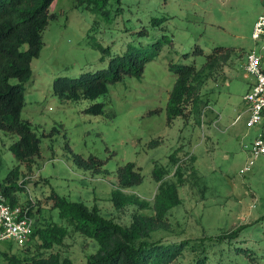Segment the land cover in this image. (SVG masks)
I'll return each instance as SVG.
<instances>
[{
    "label": "rangeland",
    "instance_id": "obj_1",
    "mask_svg": "<svg viewBox=\"0 0 264 264\" xmlns=\"http://www.w3.org/2000/svg\"><path fill=\"white\" fill-rule=\"evenodd\" d=\"M50 11L21 112L41 138V154L29 168L10 148L19 134L0 128V181L20 165L14 178L23 187L16 196L32 204L33 230L58 221L68 226V234L50 248L33 234L24 245L0 239V264H6V251L22 258L59 251L77 264H88L99 242L59 215L51 192L96 204L104 216L129 225L136 213L155 214L156 165L165 167L166 178H182L181 201L167 212L168 224L147 237L186 241L171 264H192L203 253L208 264H264V154L242 170L256 134L247 124L243 98L252 78L245 69L246 54L254 45L252 30L264 0H110L105 12L76 0H54ZM163 36L170 40L146 62L141 76L123 72L96 97L74 99L55 90L56 77L107 67L114 56ZM219 45L220 60L201 89L200 112L169 121L168 100L177 76L170 63L200 67L205 54ZM198 46L204 53L195 51ZM97 102L104 103L103 110L89 111ZM75 153L100 159V170L79 166ZM127 161L136 163L143 180L124 190L148 199L150 207L114 204L118 167ZM178 167L182 175H177ZM233 231L236 235L229 236Z\"/></svg>",
    "mask_w": 264,
    "mask_h": 264
},
{
    "label": "trees",
    "instance_id": "obj_2",
    "mask_svg": "<svg viewBox=\"0 0 264 264\" xmlns=\"http://www.w3.org/2000/svg\"><path fill=\"white\" fill-rule=\"evenodd\" d=\"M54 0H0V128L19 134V138L11 143L10 148L20 162L29 168L36 156L41 154V138L33 130L30 120L21 117L25 103V82L32 77L33 59L40 54L43 47V31L50 21L51 5ZM86 4L94 12H105L110 0H76ZM121 1V0H117ZM166 40L163 36L147 47L137 50L129 48L124 54L114 56L107 67L86 71L79 76H58L54 87L62 96L79 99L96 97L108 89V81L122 78L123 72L137 76L143 74L146 62L158 55ZM222 45L206 53V61L200 67L195 62H171L169 68L176 73V80L168 100V120L178 116H186L200 112L202 101L201 89L205 80L220 60L217 52ZM147 55H140V52ZM204 53L202 47L195 49ZM227 55H224L226 59ZM18 81H12V78ZM104 103L97 102L88 108L89 111L100 113ZM74 160L84 168L101 165V160L90 156L88 159L75 153ZM20 165L12 168L0 181V190L16 203V191L23 187L14 177L19 175ZM166 169L161 165L153 168V175L160 181L155 194V214H134L129 225H123L112 217L104 216L95 204L89 206L81 200H70L53 190L50 194L53 206L59 215L72 223L74 227L99 242V248L91 253L88 264H171L185 248L186 241L163 242L151 241L147 237L153 230L166 226V214L170 208L180 203L178 186L182 178H166ZM177 175H182L178 167ZM143 180V173L134 161H127L118 167L117 186L112 189V200L121 208L126 204L135 203L140 207H150L148 199L137 192H126L124 188L134 187ZM33 211V209H32ZM33 214V213H32ZM233 233V234H232ZM229 236H235L233 231ZM41 239V246L50 248L55 243H62L68 234V226L58 221H50L38 226L32 232ZM222 237V236H221ZM219 237V238H221ZM6 264H77L68 255L59 251L49 255H38L22 258L15 253L4 252ZM208 255H199L192 264H208Z\"/></svg>",
    "mask_w": 264,
    "mask_h": 264
},
{
    "label": "built area",
    "instance_id": "obj_3",
    "mask_svg": "<svg viewBox=\"0 0 264 264\" xmlns=\"http://www.w3.org/2000/svg\"><path fill=\"white\" fill-rule=\"evenodd\" d=\"M252 38L255 42L247 51L245 69L252 75L253 81L243 98L249 113L247 124L256 128V134L248 145L250 156L243 171L249 170L257 157L264 154V11L254 22ZM240 117L241 114L236 120ZM33 228L32 204L29 201L11 203L0 190V239H12L17 244L24 245L31 238Z\"/></svg>",
    "mask_w": 264,
    "mask_h": 264
},
{
    "label": "crops",
    "instance_id": "obj_4",
    "mask_svg": "<svg viewBox=\"0 0 264 264\" xmlns=\"http://www.w3.org/2000/svg\"><path fill=\"white\" fill-rule=\"evenodd\" d=\"M246 56H247V54H246ZM252 81H253V77H252V78H250V81H249V85H248V88H247V90L250 88ZM247 90H246V91H247Z\"/></svg>",
    "mask_w": 264,
    "mask_h": 264
}]
</instances>
